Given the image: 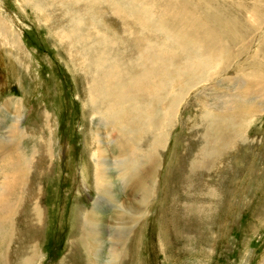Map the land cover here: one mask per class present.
Wrapping results in <instances>:
<instances>
[{
  "label": "bare ground",
  "instance_id": "obj_1",
  "mask_svg": "<svg viewBox=\"0 0 264 264\" xmlns=\"http://www.w3.org/2000/svg\"><path fill=\"white\" fill-rule=\"evenodd\" d=\"M18 1L53 32L51 39L76 83L82 79L86 125L95 118V127H103L85 134L96 193L91 206L75 207L77 235L68 242V254L85 264H103L100 231L105 225L113 232L107 264H123L128 250L125 238L144 222L159 175L164 168L167 176L172 171L171 165L163 164L162 154L168 133L189 105V95L221 92L209 102L197 93L193 105L200 117L195 131L176 141L194 145L191 162L176 165L180 183L194 189L203 182L204 172L221 181L214 164L242 140L243 123L264 114V0ZM97 20H106L107 25L99 26ZM17 42L0 16V46L9 51L16 43L13 55L9 52L15 61L20 51ZM220 97L229 108H215ZM23 112L14 99L0 105V122L8 117L13 123L6 128L7 136L0 134V264H35L38 259L33 243L21 251H13L12 246L16 250L14 240L22 243L23 233L42 225V186L37 179L33 187L31 180L37 170L52 171L54 165L55 111L38 115L49 139L41 138L29 157L20 147ZM103 139L111 142L110 148L102 145ZM108 165L117 170L126 202L112 199L116 211L104 219L98 208L103 201L110 203L107 196L113 183ZM209 192L208 205L216 198ZM193 197L205 203L202 194ZM194 225L200 229L199 222ZM158 245L165 249L163 241Z\"/></svg>",
  "mask_w": 264,
  "mask_h": 264
},
{
  "label": "rangeland",
  "instance_id": "obj_2",
  "mask_svg": "<svg viewBox=\"0 0 264 264\" xmlns=\"http://www.w3.org/2000/svg\"><path fill=\"white\" fill-rule=\"evenodd\" d=\"M20 5L18 0H0V16L7 22L20 49L15 61L10 53L14 51L16 43L12 48L8 47L9 51L0 46V105L14 99L16 104L22 106L24 112L20 118L24 137L20 147L26 151L28 157L41 138L45 142L49 139L46 128H41L38 115L43 110L50 113L54 110L57 121L53 137L55 152L52 171L37 170L31 180L33 187L36 183L38 185V180L42 186L43 196L40 203L43 223L38 230L23 233L25 239L23 238L22 243L14 240L13 245L17 248L14 250L12 246V250L21 251L22 246H31L33 243L34 250L39 254L35 264H85L80 257L68 254V242L77 235L76 205L79 204L81 208L91 206V199L93 200L96 193L85 134L98 129L103 131V127H95V118H92L89 126L86 125V111L85 108L82 109L85 103L81 102L84 99L82 79L78 78L79 83H76L64 55L51 39L53 32L40 23L30 7ZM97 21L99 26L107 25L106 20ZM10 85H13L11 89ZM198 92L196 96L192 93L189 95V105L181 114V120L178 124L174 123L177 125L168 133L170 140L167 152L162 154V160L164 165H171L172 171L167 176L164 168L159 175L158 190L149 203L144 222L134 228V235L129 234L125 238L128 250L123 264L263 262L264 114L257 116L255 122L245 121L240 133L242 140L233 143L231 153L219 159L218 165L214 164L215 167L218 166L215 169H218L216 174L222 177L221 181L215 177L210 179L204 172L201 174L203 182L194 189L187 183H180L181 179L176 175L178 163L191 162L194 145L191 141L183 142V145L176 141L181 137H191L195 131L200 112L193 104ZM233 92L237 93V90ZM211 93L203 91L199 95L209 102L221 92L213 90ZM223 98L217 99L220 106L216 104V109L229 108ZM10 122L8 117L0 122V134L7 136L6 128L13 125ZM101 143L108 148L111 146V142L107 143L105 139ZM107 169L113 186L111 195L107 196L110 203L103 201L98 208L104 219H109L116 211L112 199L117 197V201L126 202L122 186L118 182L117 170L110 165ZM183 184L188 187L183 188ZM209 191L216 197L210 205L206 203L210 201ZM194 193L202 194L206 204L196 200L200 196L195 198ZM198 222L200 229L198 225H194ZM100 232L103 247L99 259L101 258L100 263L107 264L109 235L113 232L105 225ZM158 239L163 241L164 250L159 247ZM116 242L118 241H113L116 245L113 247H117Z\"/></svg>",
  "mask_w": 264,
  "mask_h": 264
}]
</instances>
